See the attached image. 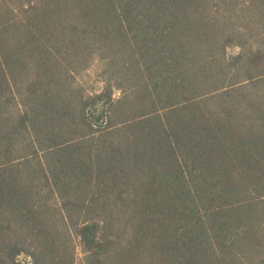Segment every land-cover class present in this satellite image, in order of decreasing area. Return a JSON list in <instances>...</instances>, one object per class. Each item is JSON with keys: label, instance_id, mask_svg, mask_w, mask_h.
<instances>
[{"label": "trees", "instance_id": "1", "mask_svg": "<svg viewBox=\"0 0 264 264\" xmlns=\"http://www.w3.org/2000/svg\"><path fill=\"white\" fill-rule=\"evenodd\" d=\"M21 254L264 264V0H0V264Z\"/></svg>", "mask_w": 264, "mask_h": 264}, {"label": "rangeland", "instance_id": "2", "mask_svg": "<svg viewBox=\"0 0 264 264\" xmlns=\"http://www.w3.org/2000/svg\"><path fill=\"white\" fill-rule=\"evenodd\" d=\"M229 51L233 53L236 51V48H230ZM98 71L99 69L97 64L93 63V65L88 70L83 71L81 74L78 75L79 82L87 91L94 92L102 87V83L98 76ZM75 259L76 262H79L81 259V254L79 252L78 247L75 251ZM18 260L21 264H31V259L26 254H21L18 257Z\"/></svg>", "mask_w": 264, "mask_h": 264}]
</instances>
